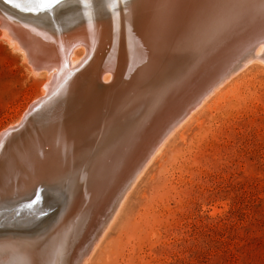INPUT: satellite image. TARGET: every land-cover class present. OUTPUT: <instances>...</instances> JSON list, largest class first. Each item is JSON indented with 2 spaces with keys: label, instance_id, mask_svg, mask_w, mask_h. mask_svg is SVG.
Returning <instances> with one entry per match:
<instances>
[{
  "label": "bare ground",
  "instance_id": "obj_1",
  "mask_svg": "<svg viewBox=\"0 0 264 264\" xmlns=\"http://www.w3.org/2000/svg\"><path fill=\"white\" fill-rule=\"evenodd\" d=\"M262 2L127 0V9L120 4L115 10V23L112 12L102 9L89 22L81 12L64 16L62 10L54 18L56 6L34 15L1 3L2 38L21 53L30 73L47 80L21 119L0 137L19 126L36 103L49 101L54 107L50 112L46 103L37 119L44 116L45 124L30 146L27 167L32 170L26 174L18 168L25 174L18 180L12 174L5 189L10 193L2 197L23 198L38 185L41 197L61 192L66 202L60 203L61 217L39 231L35 241L25 244L14 233L5 234L0 264H49L57 249L63 250L61 264H83L169 138L198 110L221 102L222 88L234 75L251 63L264 64ZM92 53L89 65L72 76ZM80 77V97L68 94L59 103L58 94L64 92L53 93L60 81L69 80L71 86ZM115 78L125 82L120 92L101 98ZM45 141H56L54 156L39 154ZM21 191L26 193L18 197ZM2 214L0 231L8 218ZM33 221L23 215L15 224L22 231Z\"/></svg>",
  "mask_w": 264,
  "mask_h": 264
},
{
  "label": "rangeland",
  "instance_id": "obj_2",
  "mask_svg": "<svg viewBox=\"0 0 264 264\" xmlns=\"http://www.w3.org/2000/svg\"><path fill=\"white\" fill-rule=\"evenodd\" d=\"M63 2L54 18L62 10L64 16L83 13L76 0ZM1 35L0 132L21 119L47 80L30 73ZM222 92L221 102L214 98L210 110H198L169 138L83 264H264V64L251 63ZM44 193L55 211L22 231L7 220L0 241L14 233L33 242L61 217L66 195Z\"/></svg>",
  "mask_w": 264,
  "mask_h": 264
},
{
  "label": "water",
  "instance_id": "obj_3",
  "mask_svg": "<svg viewBox=\"0 0 264 264\" xmlns=\"http://www.w3.org/2000/svg\"><path fill=\"white\" fill-rule=\"evenodd\" d=\"M56 5H53L51 9H53ZM49 10V9H46ZM43 10V11H46ZM27 13L31 14H39L43 11H26ZM161 12V11H160ZM95 54L92 53L86 64H84L82 67L74 70L72 72V76L76 75L81 71L83 68L89 65V62L91 58ZM118 78V77H117ZM83 77H80L76 82L72 83L71 86H69V80H63L60 81L59 85L57 86L56 90L54 91L53 95L58 94L62 91L63 94L59 96V103L65 99V97L69 95H74L77 97H80L82 94V88L79 89V87L83 86ZM125 82L117 80L116 78L112 81V84L109 86V90L106 89V94L102 95L101 98H111L114 96V94L117 95L118 92H120L121 88L123 87V84ZM103 89V88H102ZM103 93V92H102ZM112 101V100H111ZM46 102H40L33 105L28 112V114L25 116L23 121L19 124V126L9 129L5 131L1 137H0V214L6 215L8 214L7 220H16L17 218H21L23 215H25V218L28 219L30 222L35 221L42 223L44 222V219L48 218L56 209V207L52 206L51 204L46 203V200L42 199L41 187L38 188V185H36V188L30 192L29 195L23 196V198H17L12 199L10 198L9 202L3 201L4 197H2L3 193L5 192L6 195H9V189L6 191L5 189L9 187L10 185H7L8 178L10 179V176L13 174V177H18L16 180L20 179L19 176L22 174H28L32 169L27 166H29L30 158V150L31 145L36 143L38 138V131L39 128L42 127L43 124H45V118L42 117L41 121H38L39 117L45 114L44 109H46L45 104ZM49 108V111L51 112L54 107L49 103L46 104ZM143 107L141 106L140 109ZM58 107L55 110V113H57ZM49 140V139H47ZM46 144L42 146V151L39 153L40 155H45L47 158L51 156H54V143L56 145V141L54 143H50L48 141H45ZM28 163V164H27ZM24 168L25 173H17L18 168ZM16 169V170H15ZM11 183V182H10ZM3 187V188H2ZM11 189H14V187ZM4 194V195H5ZM35 201V203H32ZM25 205H31L30 207H25ZM39 220V221H38ZM33 221V222H34ZM32 222V223H33Z\"/></svg>",
  "mask_w": 264,
  "mask_h": 264
},
{
  "label": "snow or ice",
  "instance_id": "obj_4",
  "mask_svg": "<svg viewBox=\"0 0 264 264\" xmlns=\"http://www.w3.org/2000/svg\"><path fill=\"white\" fill-rule=\"evenodd\" d=\"M5 4H12L13 7L20 8L26 11H43L50 9L53 5L60 4L61 0H25L24 4L14 3V0H3ZM76 3L83 9V15L88 18L91 22L93 14L97 11V6L94 0H76ZM123 4L125 9L128 8L127 0H101L99 8L112 12L113 22L115 23L117 7ZM262 7H264V2H262ZM32 203H35L33 201ZM31 205H25V207H30ZM63 256V250L57 249L54 253V259L49 261V264H61V258Z\"/></svg>",
  "mask_w": 264,
  "mask_h": 264
}]
</instances>
